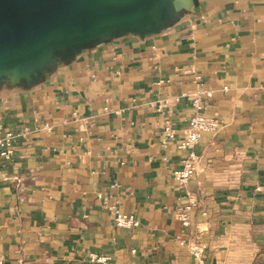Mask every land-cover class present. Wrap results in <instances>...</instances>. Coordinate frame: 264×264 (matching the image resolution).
<instances>
[{
  "label": "crops",
  "instance_id": "0c3cea01",
  "mask_svg": "<svg viewBox=\"0 0 264 264\" xmlns=\"http://www.w3.org/2000/svg\"><path fill=\"white\" fill-rule=\"evenodd\" d=\"M201 86L221 128L202 134L183 187L174 171ZM0 124L21 134L0 160L4 264H92L91 252L194 264L197 244L209 264H264V0H192L159 32L116 35L36 83L1 84ZM191 198L185 227L177 212ZM112 207L140 226L117 227Z\"/></svg>",
  "mask_w": 264,
  "mask_h": 264
},
{
  "label": "water",
  "instance_id": "95a60500",
  "mask_svg": "<svg viewBox=\"0 0 264 264\" xmlns=\"http://www.w3.org/2000/svg\"><path fill=\"white\" fill-rule=\"evenodd\" d=\"M192 0H0V85L33 84L59 61L116 35L173 24Z\"/></svg>",
  "mask_w": 264,
  "mask_h": 264
},
{
  "label": "built area",
  "instance_id": "2783aa9c",
  "mask_svg": "<svg viewBox=\"0 0 264 264\" xmlns=\"http://www.w3.org/2000/svg\"><path fill=\"white\" fill-rule=\"evenodd\" d=\"M196 78V80H200L199 76ZM204 95L209 96L211 93L203 89L202 86L192 95L191 100L194 112L189 119V131L185 138L180 142V147L185 149L187 154L183 161V166L174 171V177L183 187H187L189 181L197 173L200 163V155L197 152V146L202 134L205 132L214 133L221 128L220 120L205 112L203 100ZM165 132L170 138L174 136L171 126L168 123L165 125ZM20 135V133L0 124V160L5 162L13 160ZM195 206L196 201L191 198L189 203L179 208L177 215L183 226L187 227L190 225V213ZM112 210L114 212V223L117 227L134 229L140 226L141 223L135 215L125 213L118 207H112ZM191 253L194 264H209L204 248L201 245H194L191 248ZM89 261L92 264H115L111 255L97 252L89 253ZM4 262V256L0 252V264H4Z\"/></svg>",
  "mask_w": 264,
  "mask_h": 264
}]
</instances>
